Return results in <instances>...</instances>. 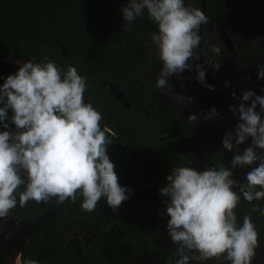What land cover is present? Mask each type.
Returning a JSON list of instances; mask_svg holds the SVG:
<instances>
[{
	"label": "clouds",
	"instance_id": "1",
	"mask_svg": "<svg viewBox=\"0 0 264 264\" xmlns=\"http://www.w3.org/2000/svg\"><path fill=\"white\" fill-rule=\"evenodd\" d=\"M119 11L125 27L145 11L156 26L150 33L154 58L161 62L156 88L169 87L173 74L195 69L197 82L216 91L206 82V64L192 63L198 61L200 26L208 23L199 8L186 6L185 0H128ZM208 48L213 55L207 65L219 71L215 57L222 56L223 49L211 43ZM255 75L264 80V64ZM0 80V218L30 200L54 198L60 203L82 197L84 212H92L102 198L113 210L128 200L132 189L118 183L107 154L116 133L102 125L101 112L85 102L86 76L74 65L65 71L54 60L33 58ZM260 91L264 93V87ZM233 99L240 101L231 108L237 123L223 144L233 152L230 166L198 171L173 165L158 189L165 197V229L178 249L167 264H206L213 259L216 264H252L257 254L258 230L252 215L264 216V207L252 202L264 200V95L249 88L234 93ZM212 115L223 118L219 109ZM246 141L250 143L241 153ZM245 166L249 170L241 183L233 170ZM241 196L250 206L242 223L235 211ZM14 264L39 261L18 254Z\"/></svg>",
	"mask_w": 264,
	"mask_h": 264
},
{
	"label": "trees",
	"instance_id": "2",
	"mask_svg": "<svg viewBox=\"0 0 264 264\" xmlns=\"http://www.w3.org/2000/svg\"><path fill=\"white\" fill-rule=\"evenodd\" d=\"M126 4L118 0H0V53L22 61L51 59L65 71L66 66L74 65L86 76L84 97L116 133L110 137L107 154L116 158L118 183L133 187L132 195L116 210L158 200L163 213L165 197L157 198L158 189L166 183L173 165L184 166L196 158L219 168L225 157L231 161L232 152L223 148L225 140L215 129L192 125L156 88L157 66L150 36L156 26L145 11L143 17L125 27L119 9ZM56 40L66 48L69 58L60 54ZM18 68L0 62V76ZM103 81L123 93L129 106L124 107ZM168 134L172 136L160 138ZM81 200H68L42 221L24 244L22 258L37 259L39 264H138L135 259L143 257L142 251L128 248L125 235H118L114 247L113 234L103 240L92 236L93 222L109 210L103 198L92 212L81 210ZM246 205L243 203L244 211ZM44 207L30 200L23 207L17 205L9 215L31 222ZM237 218L242 223L243 217ZM107 229H100L102 236ZM75 234L92 239L87 244L82 240L67 244ZM163 238L169 245L163 253L167 262L178 249L167 232ZM145 252L151 256L156 253L154 248ZM0 259L9 262L3 244Z\"/></svg>",
	"mask_w": 264,
	"mask_h": 264
},
{
	"label": "flooded vegetation",
	"instance_id": "3",
	"mask_svg": "<svg viewBox=\"0 0 264 264\" xmlns=\"http://www.w3.org/2000/svg\"><path fill=\"white\" fill-rule=\"evenodd\" d=\"M185 5L199 8L208 17V23L202 24L199 30L201 41L196 50L198 61L193 60L192 63L206 64L203 65L207 69L205 74L206 82L216 88V91H209L208 88L197 82L195 69L192 71L185 70L178 76L173 74L171 76L172 83L187 98L191 97V100L204 102L210 105L213 110L219 109L222 117L227 120L233 130L237 123V118L233 116L231 108L238 106L240 103V101L233 99V94L242 93L251 88L257 95H264L260 91L261 87H264V80H258L255 75L256 69L261 64H264V9L257 0H185ZM209 43L216 44L223 49V55L215 57V62L221 64L219 71L207 65L209 57L213 55L209 51ZM156 66L158 75L161 64L157 63V59ZM226 85H230V87H226ZM164 89L161 90L163 95ZM167 101L172 103L174 108L186 116L187 119L189 115H194L178 109L175 103ZM189 122L192 125L207 126L199 117H196L195 121L189 120ZM246 143L249 145L250 142L246 141ZM232 156L233 152L231 158ZM209 163L212 162L208 160L202 162L193 158L184 165L193 167L198 171H206L211 167ZM213 165L217 168L215 164ZM221 165L230 166V161L225 157ZM248 170L247 166L234 169L233 176L241 183H244L245 173ZM128 188L133 191L132 185H129ZM137 189L141 190L142 187L138 186ZM148 198L153 199L151 195ZM157 198H161V196L159 195ZM144 203L122 211L108 207L109 210L106 215L93 222L96 226L90 232H92L93 237L101 240L113 234V247L116 244L118 235H125L128 248L142 251L141 255L143 257L135 259L138 264H167L163 260L164 250L169 248L163 238L166 232L164 226L166 223L165 216L162 215L158 200ZM243 203L247 204L246 211L243 210ZM252 203H257L264 207V200L253 201ZM43 205L46 207V204ZM238 205L240 208L237 216L243 217L249 211V203L241 196V201ZM131 210L134 211L123 214V212ZM121 215H124L125 218H120ZM252 217L259 224L256 226L259 246L256 249L257 254L253 258L252 264H264V216L253 213ZM101 228H108L103 236L100 233ZM80 236L83 238L78 240H82L85 244L92 239V236ZM149 248L155 249V255H147L145 250ZM131 259H129L130 262ZM206 264H216V261L213 259L206 262Z\"/></svg>",
	"mask_w": 264,
	"mask_h": 264
},
{
	"label": "water",
	"instance_id": "4",
	"mask_svg": "<svg viewBox=\"0 0 264 264\" xmlns=\"http://www.w3.org/2000/svg\"><path fill=\"white\" fill-rule=\"evenodd\" d=\"M121 3H128V0H118ZM260 6L264 9V0H257ZM56 47L58 48L60 54L64 58H69V53L66 48L56 40ZM0 62L7 63L10 65L20 67L24 61L20 59H15L13 57L4 55L0 53ZM157 63L161 64V62L157 59ZM111 93L123 104L124 107H128L129 103L125 95L117 90L113 85L107 83L106 81L102 82ZM168 85L166 89L163 90V93L167 100L176 104V107L182 111L193 113L196 117L201 118V121L205 123L208 127L215 129L221 135V137L225 140L227 136L233 132L232 128L229 126L226 119H216L213 114V109L210 105L196 100H189L182 92L177 90V88L172 83V78H168ZM85 102H88L84 97ZM201 109V110H200ZM101 124L104 123L101 121ZM172 135H164L160 138L170 137ZM248 147V144L245 142L240 146L239 151L242 153L243 149ZM110 160L115 163V156H109ZM212 170H215V167L212 163H209ZM66 199L64 202L56 203L55 199L51 202H38L40 205L46 204L44 210L31 222H26L21 219L10 216L9 214L6 217L0 218V244L5 245L6 247V255L9 259V262H4L0 259V264H14L15 259L18 254L23 256L24 253V244L29 240V236L31 233L37 229L39 224L44 221L46 218L50 217L54 210H56L60 205L67 202ZM138 210V209H135ZM125 211L123 214L133 212ZM83 238L80 235H73L69 239H67L66 243H73L78 239Z\"/></svg>",
	"mask_w": 264,
	"mask_h": 264
}]
</instances>
